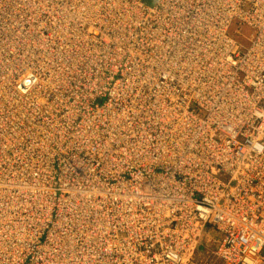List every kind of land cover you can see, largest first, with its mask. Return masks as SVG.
<instances>
[{"label":"built area","instance_id":"obj_1","mask_svg":"<svg viewBox=\"0 0 264 264\" xmlns=\"http://www.w3.org/2000/svg\"><path fill=\"white\" fill-rule=\"evenodd\" d=\"M206 243L264 264V0H0V264Z\"/></svg>","mask_w":264,"mask_h":264},{"label":"rangeland","instance_id":"obj_2","mask_svg":"<svg viewBox=\"0 0 264 264\" xmlns=\"http://www.w3.org/2000/svg\"><path fill=\"white\" fill-rule=\"evenodd\" d=\"M243 30V31H242ZM242 32V36L243 38L241 39L242 42H240L241 44H245L246 45V38L249 36V30L247 28H242L240 33ZM211 246L209 243H206L203 246H200V248L197 251L196 256L193 258V263H191L192 261H189L188 264H219V262L217 263L209 254V250Z\"/></svg>","mask_w":264,"mask_h":264},{"label":"bare ground","instance_id":"obj_3","mask_svg":"<svg viewBox=\"0 0 264 264\" xmlns=\"http://www.w3.org/2000/svg\"><path fill=\"white\" fill-rule=\"evenodd\" d=\"M79 23V21H77ZM92 81V80H91ZM46 185L45 179L37 178L34 180V184L32 186L25 187L27 191H30L31 188L36 187L38 189L43 188Z\"/></svg>","mask_w":264,"mask_h":264},{"label":"trees","instance_id":"obj_4","mask_svg":"<svg viewBox=\"0 0 264 264\" xmlns=\"http://www.w3.org/2000/svg\"><path fill=\"white\" fill-rule=\"evenodd\" d=\"M153 0H148L149 3H151Z\"/></svg>","mask_w":264,"mask_h":264}]
</instances>
